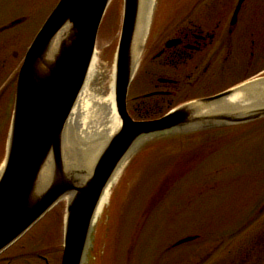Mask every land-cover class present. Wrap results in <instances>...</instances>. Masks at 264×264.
Masks as SVG:
<instances>
[{"label": "rangeland", "instance_id": "rangeland-1", "mask_svg": "<svg viewBox=\"0 0 264 264\" xmlns=\"http://www.w3.org/2000/svg\"><path fill=\"white\" fill-rule=\"evenodd\" d=\"M59 1L0 0V29L24 21L0 33V168L19 69ZM193 1L157 0L145 46L159 38L157 29L163 19L172 16L169 23H173L174 12L186 10ZM123 8L124 0L110 5L96 43L95 66L103 73L100 82L108 88L115 82ZM143 60L144 52L133 89H138L136 83L148 69ZM204 93L196 91L193 96ZM206 130L168 133L142 141L133 150L98 217L86 264H194L189 257L192 250H198L202 260L207 248L227 246L228 232H238L232 242L237 246L246 233L263 230L264 125L259 130ZM66 210L64 201L47 213L5 251L4 257L13 261L0 263L61 264ZM194 236L199 239L175 247Z\"/></svg>", "mask_w": 264, "mask_h": 264}, {"label": "water", "instance_id": "water-1", "mask_svg": "<svg viewBox=\"0 0 264 264\" xmlns=\"http://www.w3.org/2000/svg\"><path fill=\"white\" fill-rule=\"evenodd\" d=\"M111 1L60 0L18 72L6 155L0 168V255L66 201L62 264H86L104 193L142 141L168 133L224 129L264 119V108L243 113L197 114L201 107L211 109L236 92L264 83V78H260L180 107L159 120L134 121L127 111V99L137 69L132 51L140 0H124L115 73L121 128L100 154L90 175L67 169L65 130L87 81ZM50 166V180L44 183L43 173ZM195 238H186L176 245Z\"/></svg>", "mask_w": 264, "mask_h": 264}, {"label": "flooded vegetation", "instance_id": "flooded-vegetation-1", "mask_svg": "<svg viewBox=\"0 0 264 264\" xmlns=\"http://www.w3.org/2000/svg\"><path fill=\"white\" fill-rule=\"evenodd\" d=\"M193 2L186 10L174 12L173 23H169L172 16L163 19L157 29L159 38L150 46L152 38L144 48L143 64L148 69L137 81L138 89H133L132 82L127 102L134 121L161 119L187 103L264 77V0ZM8 28H1L0 33ZM196 91H205V95L194 98ZM262 125L264 122L239 129L259 130ZM236 233L228 232L225 248H207L202 260L198 250H192L189 257L194 264H264V228L246 233L233 246ZM4 255L0 261H13Z\"/></svg>", "mask_w": 264, "mask_h": 264}, {"label": "bare ground", "instance_id": "bare-ground-1", "mask_svg": "<svg viewBox=\"0 0 264 264\" xmlns=\"http://www.w3.org/2000/svg\"><path fill=\"white\" fill-rule=\"evenodd\" d=\"M114 1H111V5ZM156 3L157 0H140L132 51L133 61L137 63V66L150 33ZM62 35L57 37L58 42ZM95 64L96 57L94 56L87 81L67 123L64 136V159L67 169L84 171L88 175L92 173L100 154L121 128V120L116 109L115 82L113 81L109 88L106 85L104 86L105 83L100 82L103 73L98 70ZM107 90L109 91L108 94ZM261 108H264L263 82L241 93L236 92L227 100L211 107V109L201 107L197 109V114L198 112L201 115H207L209 113L230 111L243 113ZM125 164L126 162L121 166L111 185L105 191L98 208L97 218L109 201L111 190L118 182ZM51 171L50 166L43 173L42 181L44 183L50 180ZM1 172L2 170H0V176Z\"/></svg>", "mask_w": 264, "mask_h": 264}, {"label": "trees", "instance_id": "trees-1", "mask_svg": "<svg viewBox=\"0 0 264 264\" xmlns=\"http://www.w3.org/2000/svg\"><path fill=\"white\" fill-rule=\"evenodd\" d=\"M219 132V131H218ZM213 133H216V132H213Z\"/></svg>", "mask_w": 264, "mask_h": 264}]
</instances>
